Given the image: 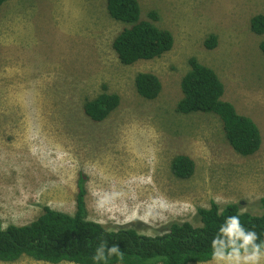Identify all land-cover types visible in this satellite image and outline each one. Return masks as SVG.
I'll use <instances>...</instances> for the list:
<instances>
[{"label": "rangeland", "instance_id": "1", "mask_svg": "<svg viewBox=\"0 0 264 264\" xmlns=\"http://www.w3.org/2000/svg\"><path fill=\"white\" fill-rule=\"evenodd\" d=\"M138 2L141 18L155 11L154 23L169 30L174 42L160 57L130 65L122 64L111 47L126 24L110 17L106 0H5L0 5L1 223L26 224L45 205L73 213L80 173L87 218L105 220L107 229L133 225L158 235L171 221L199 225L183 206L196 212L216 197L256 211L252 203L264 196V55L259 48L264 32L254 33L250 18L264 14V0ZM210 34L216 38L213 48L204 45ZM191 57L214 70L224 87L222 98L257 124L261 144L253 154L233 149L216 114L176 111ZM138 72L159 77L156 98L136 91ZM103 85L120 102L103 120L93 121L83 105ZM179 154L194 161L189 178L171 170ZM104 193L120 194L107 206H115L111 212L95 206L96 194ZM157 197L173 206L163 211L164 219L116 222L123 220L116 209L139 216ZM11 263L51 264L27 256Z\"/></svg>", "mask_w": 264, "mask_h": 264}, {"label": "trees", "instance_id": "2", "mask_svg": "<svg viewBox=\"0 0 264 264\" xmlns=\"http://www.w3.org/2000/svg\"><path fill=\"white\" fill-rule=\"evenodd\" d=\"M5 0H0V5ZM106 10L111 18L125 23L114 37L111 47L118 60L130 65L138 60L160 57L173 46L172 33L158 27L155 11L148 18H141L138 0H106ZM250 29L264 32V14L250 18ZM216 38L210 34L204 41L213 48ZM264 55V40L259 43ZM136 91L146 99L156 98L162 89L159 77L151 72H138L134 77ZM103 90L83 105L84 113L93 121L103 120L115 110L120 102L119 95ZM181 98L176 111L188 114L204 111L216 114L222 124L225 138L241 155H251L261 144V135L252 118L239 114L234 106L222 98L224 87L214 70L196 58L189 59V70L180 82ZM193 159L185 154L176 155L171 161V170L178 178H189L194 172ZM85 177L80 173L77 181L75 210L69 214L49 206L26 224H9L0 230V261L13 262L22 256L36 261L58 264H93L91 259L102 241L118 244L122 258L110 257L98 264H191L210 261L209 244L216 229L225 216L234 215L242 209L238 202L223 207L215 202L208 207L196 209L192 221H171L162 227L158 235L139 232L138 227L126 225L107 229L104 225L87 218L85 204ZM255 212L244 210L240 220L245 228L251 227L260 239H264V196L252 203ZM224 209L223 215H217ZM1 223V220H0Z\"/></svg>", "mask_w": 264, "mask_h": 264}, {"label": "clouds", "instance_id": "3", "mask_svg": "<svg viewBox=\"0 0 264 264\" xmlns=\"http://www.w3.org/2000/svg\"><path fill=\"white\" fill-rule=\"evenodd\" d=\"M98 195V199L95 201L97 210L104 209L108 212L112 211V207H107L112 204V200L119 193H104ZM215 202L227 204L229 201L224 197H216ZM172 205L164 202L161 198L157 197L151 200L145 205V212L142 215L137 216L136 211L131 214H125L121 209L123 220L116 221L117 223H125L134 218L142 219L145 223L150 220L164 219L163 211L172 209ZM184 210L195 213V208L191 205H184ZM154 209L160 211L154 212ZM224 209H218L217 215H223ZM242 208L239 213L234 215L225 216L222 223L216 229V234L212 237L210 248V264H264V239H260L255 230L251 227L245 228L240 220V215L243 214ZM178 214V213H177ZM110 219H115L113 216H109ZM15 222L16 217H11ZM97 223L104 224L105 220L100 219ZM8 223H0V230L7 229ZM110 257L122 258V252L118 244H111L110 246L106 241H102L95 249L91 259L93 264L103 262Z\"/></svg>", "mask_w": 264, "mask_h": 264}, {"label": "crops", "instance_id": "4", "mask_svg": "<svg viewBox=\"0 0 264 264\" xmlns=\"http://www.w3.org/2000/svg\"><path fill=\"white\" fill-rule=\"evenodd\" d=\"M0 264H14V263H11V262H1L0 261Z\"/></svg>", "mask_w": 264, "mask_h": 264}]
</instances>
